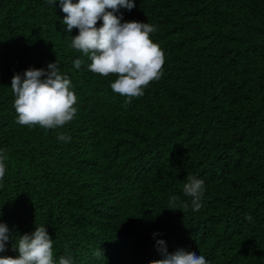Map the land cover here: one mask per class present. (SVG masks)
Returning <instances> with one entry per match:
<instances>
[{
	"label": "trees",
	"instance_id": "obj_1",
	"mask_svg": "<svg viewBox=\"0 0 264 264\" xmlns=\"http://www.w3.org/2000/svg\"><path fill=\"white\" fill-rule=\"evenodd\" d=\"M135 4L121 9L124 20L154 25L166 62L161 79L127 103L111 89L117 76L89 71L70 47L79 33L62 24L59 0H0V148L9 169L0 222L17 241L45 226L57 264L66 246L74 264H150L162 258L158 239L210 264H264V0ZM56 61L72 81L76 116L56 129L16 123L12 77ZM188 175L204 180L199 212L183 194ZM173 195L178 207L169 210ZM12 244L0 256L18 257Z\"/></svg>",
	"mask_w": 264,
	"mask_h": 264
},
{
	"label": "clouds",
	"instance_id": "obj_2",
	"mask_svg": "<svg viewBox=\"0 0 264 264\" xmlns=\"http://www.w3.org/2000/svg\"><path fill=\"white\" fill-rule=\"evenodd\" d=\"M57 0H49L56 5ZM65 16L62 24L67 32L78 29V35L72 36L70 47L87 57L91 63L88 70L102 77L115 75L118 78L111 83V89L126 96L127 103L133 98L142 97L145 89L153 81L163 76L166 62L165 53L158 43H154L151 34L157 28L140 21H125L121 9L131 11L136 7L135 0H59ZM119 13V15H117ZM102 25L97 27L99 21ZM75 69L84 64L83 59L74 60ZM72 81L62 74L58 62L49 63L47 68L30 67L23 73L12 77L11 89L14 94L16 123L29 127L40 126L44 129H56L71 122L77 114V96L71 90ZM59 141L67 143L71 137L60 133ZM10 152L11 148L6 147ZM7 155L0 148V181L3 185L8 168ZM183 194L191 198V209L199 212L205 194L204 180L188 175L183 184ZM179 197H170L169 210L178 207ZM184 208L189 205L185 202ZM247 220L252 217L246 215ZM136 230V229H133ZM138 232V230H136ZM139 233L138 239L147 238ZM160 233H153L154 238ZM12 230L6 223L0 222V253L8 251L9 242H13L18 257L0 256V264H57L54 259V239L45 226L14 239ZM169 246V247H168ZM164 239L156 241V248L162 258L154 259L150 264H210L202 254L185 250V246L168 245ZM94 255L104 256L102 249ZM79 263V262H78ZM58 264H74L72 254L65 247Z\"/></svg>",
	"mask_w": 264,
	"mask_h": 264
}]
</instances>
